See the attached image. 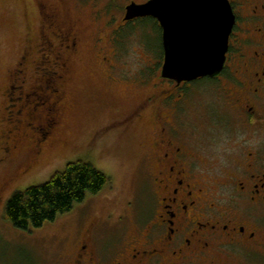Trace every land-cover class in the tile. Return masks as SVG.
Segmentation results:
<instances>
[{
	"label": "flooded vegetation",
	"instance_id": "af4514ba",
	"mask_svg": "<svg viewBox=\"0 0 264 264\" xmlns=\"http://www.w3.org/2000/svg\"><path fill=\"white\" fill-rule=\"evenodd\" d=\"M103 1L93 18H107L106 36L95 40L110 47H101L105 82L149 86L101 130L148 123L137 215L130 232L108 220L90 225L63 242L50 264H264V0H227L234 21L222 70L182 81L161 75L157 18H125L128 5L153 0ZM118 3L114 22L111 4ZM38 5L37 43L9 72L0 108L7 124L0 160L27 159L20 175L32 171L61 124L69 65L84 38L79 17L55 3ZM141 20L154 25L160 51L146 63L149 72L141 65L128 74L118 62L123 29Z\"/></svg>",
	"mask_w": 264,
	"mask_h": 264
},
{
	"label": "rangeland",
	"instance_id": "374dc122",
	"mask_svg": "<svg viewBox=\"0 0 264 264\" xmlns=\"http://www.w3.org/2000/svg\"><path fill=\"white\" fill-rule=\"evenodd\" d=\"M41 2L55 3L60 10L79 17L84 22L83 27L81 25L84 38L69 65L61 124L44 147L36 166L20 175L27 159L0 160V264H50L63 249V242L90 225L108 220L118 222L130 232L137 215L142 145L148 140V123L138 121L124 131L101 133V130L104 124L133 108L149 86L143 84L134 88L129 80L127 84L105 82L104 66L100 62L105 52L101 47L109 50L110 47L108 41L103 40L98 46L95 40L106 36L107 18L106 15L101 19L93 18L94 13L106 5L103 0H0V108L4 105L2 94L9 82V72L21 60L26 47L30 49L37 43L38 4ZM114 5L111 4L112 9H117L113 10L112 17L117 22L120 11L117 5L121 7L122 3ZM153 26L149 20H141L138 26L123 29L124 47L120 45L122 57L118 62L128 74L141 65L143 72H149L145 69L146 63L149 60L153 63L158 57L160 39ZM148 67L154 71L149 64ZM4 116L5 113L0 114V137L7 125ZM77 159H86L103 171L110 180L108 185L31 234H25L6 220L5 206L13 193L47 181L68 162Z\"/></svg>",
	"mask_w": 264,
	"mask_h": 264
},
{
	"label": "water",
	"instance_id": "95a60500",
	"mask_svg": "<svg viewBox=\"0 0 264 264\" xmlns=\"http://www.w3.org/2000/svg\"><path fill=\"white\" fill-rule=\"evenodd\" d=\"M146 15L162 28L163 77L182 81L220 73L234 21L227 0H153L126 7V19Z\"/></svg>",
	"mask_w": 264,
	"mask_h": 264
},
{
	"label": "trees",
	"instance_id": "16d2710c",
	"mask_svg": "<svg viewBox=\"0 0 264 264\" xmlns=\"http://www.w3.org/2000/svg\"><path fill=\"white\" fill-rule=\"evenodd\" d=\"M103 171L86 159L66 164L47 181L12 194L4 216L14 227L37 229L69 213L88 195H95L109 183Z\"/></svg>",
	"mask_w": 264,
	"mask_h": 264
}]
</instances>
